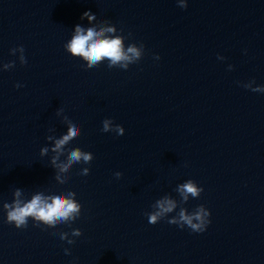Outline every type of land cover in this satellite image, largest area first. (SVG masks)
I'll list each match as a JSON object with an SVG mask.
<instances>
[{"label": "water", "instance_id": "obj_1", "mask_svg": "<svg viewBox=\"0 0 264 264\" xmlns=\"http://www.w3.org/2000/svg\"><path fill=\"white\" fill-rule=\"evenodd\" d=\"M186 3L0 0V264H264V92L244 87H264V0ZM104 21L126 47L144 45L126 70L88 69L64 48L76 25ZM20 46L24 65L10 51ZM63 116L80 127L66 147L94 158L61 184L46 137L66 134ZM105 119L124 134L102 132ZM187 180L203 192L182 206L209 210L205 230L168 223L179 207L150 224L152 205L179 201ZM17 188L26 201L74 192L81 215L17 229L3 209ZM74 229L73 244L59 238Z\"/></svg>", "mask_w": 264, "mask_h": 264}, {"label": "clouds", "instance_id": "obj_2", "mask_svg": "<svg viewBox=\"0 0 264 264\" xmlns=\"http://www.w3.org/2000/svg\"><path fill=\"white\" fill-rule=\"evenodd\" d=\"M181 8H187L186 0H178ZM87 18L89 24L96 20V15L90 11L83 13L81 19ZM103 25V26H102ZM117 29L114 25H109L106 21L99 22L91 27H83L76 25L71 39L64 45L66 52L70 53L73 57H79L86 62L88 69L98 66L102 61L107 60L108 68L120 67L128 69L130 64L138 62L144 54V45L141 43L137 46L135 43L125 46V39L127 37L118 35ZM11 54L15 55L20 53L19 60L22 65L27 63L24 56V48L11 49ZM224 59L223 57H218ZM159 59V56H156ZM15 66V62H9L3 65L4 70L11 69ZM231 65L229 68L231 69ZM254 83V82H252ZM252 83L244 85L252 91L264 92V87H252ZM16 87H21L17 84ZM57 116L62 115V110H58ZM63 123L67 125L66 134L60 138L53 135H48L46 139L52 141L51 152L55 155L52 156L51 165L57 169L55 179L58 183H65L68 179L67 176L61 173H68L74 164L87 165L93 160L91 152L82 151L80 148L69 149L66 146L72 140L80 135V127L73 123L67 116L62 117ZM102 132H115L117 135H123L125 129L123 126L113 124L111 119H105L102 122ZM54 132L55 129H49ZM49 152L48 147H43L40 150V155H46ZM67 153L66 160L61 161L60 157ZM90 169L87 167L82 168L79 175H88ZM115 176L120 178L122 173L116 172ZM175 191L179 194L181 199L177 201L169 195H165L158 199L153 205V211L147 213L148 221L150 224H156L160 220L166 218L168 214L174 212L178 207L179 211L176 216L168 220L170 224L179 225L183 228L189 227L194 232H203L210 221L208 217L210 212L203 205L198 206L192 212H188L182 205L187 203L189 197L197 198L203 192V188L199 187L193 180L179 184ZM74 192H67L61 194L47 195L43 193H36L31 196L30 200L21 199L22 190L16 189L13 193L12 203H4L3 209L6 212V222L14 224L17 229H23L28 226V220L31 218L35 226L45 225L48 228H54L59 224H71L81 215L82 205L75 199ZM82 235L80 229H74L71 233L61 232L59 238L62 241H67L68 244H73L74 239L71 237H79ZM65 254H70L68 249H65Z\"/></svg>", "mask_w": 264, "mask_h": 264}]
</instances>
